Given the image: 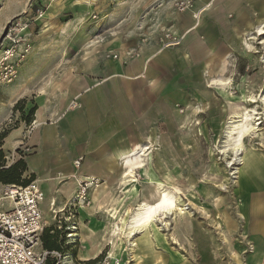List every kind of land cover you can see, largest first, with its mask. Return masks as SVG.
<instances>
[{
	"label": "crops",
	"instance_id": "obj_1",
	"mask_svg": "<svg viewBox=\"0 0 264 264\" xmlns=\"http://www.w3.org/2000/svg\"><path fill=\"white\" fill-rule=\"evenodd\" d=\"M175 1L52 0L45 23L31 38L32 52L15 80L1 88L0 131L16 122L12 109L17 102L31 98L25 111L36 107L31 130L24 132L21 122L5 143L17 153L24 151L23 177L33 175L44 194V229L76 226L74 242L61 244L68 264H85L103 252L112 262L128 261L123 250L111 257L115 239L109 216L114 208L105 209V219L90 206L77 207L79 185L94 179L96 198H87L90 204L101 192L112 194L122 188L124 158L147 148L145 158L147 145H156L163 134L177 141V126L208 119L204 111L209 104L201 102V113L195 112V99L224 82L242 37L257 26L264 28V0H189L192 8L183 12L174 8ZM7 2L11 0H3L1 8ZM24 12L22 8L10 19ZM197 131L201 136L202 130ZM138 171L144 181L137 179L136 196H128L138 197L136 205L148 197V181L154 179L146 165ZM49 189L54 192L50 196ZM235 193L229 233L237 242L231 248L215 257L202 237L194 262L190 253L175 249L167 256L155 234L131 264H264V152L251 149ZM176 222L179 230L175 224L171 237L181 248H190L191 217Z\"/></svg>",
	"mask_w": 264,
	"mask_h": 264
},
{
	"label": "rangeland",
	"instance_id": "obj_2",
	"mask_svg": "<svg viewBox=\"0 0 264 264\" xmlns=\"http://www.w3.org/2000/svg\"><path fill=\"white\" fill-rule=\"evenodd\" d=\"M2 2L3 0H0V27L4 25V28L0 33V42L6 25L11 20L16 19H21L22 22L24 19L29 21L28 34H30V39L33 35H36L37 30L45 23V13L52 0H27V2H24V0H11L9 5L7 2L1 8ZM22 8L25 9L23 14L10 19ZM36 10H41L43 13L39 19L36 18ZM248 35H250V38L247 37ZM222 84L226 85L222 86ZM218 85L212 88L213 93H202L201 97L203 99H195V107L200 105L201 102L209 104V111H204V113H207L208 119L205 118L203 123L200 121V125L197 122H192V124L177 126V141H174V139L171 141L170 134H163L161 141L156 145L153 143L147 145L148 150L144 158V164L155 180L162 183L166 188L176 189V203L182 208H187V216L191 217L192 221V231L186 235L190 248L187 245L181 248L179 245L181 243L171 237V231L177 223L176 221L171 222L167 219L169 226L166 228L155 225L158 239L164 244V253L168 256V253L173 249L183 255L190 253L194 262L198 261L200 257L198 253L200 249L197 246L200 247L199 242L202 237L208 241L209 249L215 257L218 255L217 252H221L225 248H231V245L237 242L233 239V233H229V219L235 213V191L240 182L237 178L238 175L233 174L234 166L229 165L232 152L226 146L231 142L227 134L228 123L231 120H237L234 115L236 111L245 109L251 118L252 125L258 124L254 132L250 130L243 138L242 149L244 153L249 154L251 149L264 152V104L261 98L264 94V28L261 27L260 32H256L255 29L249 31L242 37L239 49L230 58L228 73L224 82L220 81ZM200 90H202V87H200ZM251 97H253V100ZM28 101H31V98ZM199 108L198 106L195 112L201 113ZM12 119L16 122L11 123V126L9 125L12 130L9 131L7 137L21 125L18 113H15ZM248 123L244 121L246 126ZM22 126L24 132H27L28 129L24 123H22ZM198 128L202 130L200 132L201 136L197 131ZM162 132H165V127H163ZM15 136V133L12 134L9 140H13ZM5 139L0 149L3 152V165L8 167L14 163L13 161H16L17 157L14 155L16 151L10 150L11 145L9 142L5 143ZM143 177L139 171L136 172V178L139 181H144ZM93 189L91 187L87 191L86 199L92 198ZM50 193L54 192L49 189V196ZM94 195L96 198V194ZM128 196L122 193L121 187L115 188L112 194L106 195L101 192L98 199H95L91 203L92 205L90 204V207H88L92 211L96 210L99 214H103L105 219L107 217L104 214L105 209L114 208L113 214L114 216L116 214L117 218L111 224L114 226L113 229L116 228L115 232L121 236L120 231H117V227L121 230L123 222L128 220L137 209L138 197L131 200ZM88 201L90 203L89 199ZM179 225L174 229L177 230ZM217 225L220 228L216 229ZM57 231L59 232V238L63 239V228L61 227ZM110 232L111 229L109 228L108 233H106L107 242H111L113 237L115 239V236L110 238ZM115 241V244L118 243L117 238ZM113 245H111L113 254L116 250L119 251L116 253L117 257L122 250L124 252L125 247L119 249L113 247ZM62 256L65 257L64 264H68L67 255L62 253ZM106 256L107 254L103 252L96 258L98 262L95 264L101 263ZM116 261L120 264H128L129 258L127 262L123 261V257L121 260L117 259ZM131 263L132 261L129 264Z\"/></svg>",
	"mask_w": 264,
	"mask_h": 264
},
{
	"label": "built area",
	"instance_id": "obj_3",
	"mask_svg": "<svg viewBox=\"0 0 264 264\" xmlns=\"http://www.w3.org/2000/svg\"><path fill=\"white\" fill-rule=\"evenodd\" d=\"M174 8L183 12L191 9L192 3L189 0H177ZM42 14L41 10H36L37 19ZM23 22L21 19L11 20L3 31L0 42V91L2 86L15 80L19 67L32 51L28 34L30 24L25 19ZM165 38L169 36L165 35ZM31 126L28 127V132ZM23 152L14 154L16 161L23 157ZM80 161L81 159L74 161L73 165L78 167ZM93 184L95 186L93 181H84L79 185L74 199L77 207L89 206L86 195ZM43 201L44 194L35 181L25 186L0 185V264H64L62 252L48 251L42 247L40 238L44 230L41 212ZM76 229L73 224L63 227L65 244L74 242L72 239ZM99 264L120 263L109 261L107 254Z\"/></svg>",
	"mask_w": 264,
	"mask_h": 264
},
{
	"label": "bare ground",
	"instance_id": "obj_4",
	"mask_svg": "<svg viewBox=\"0 0 264 264\" xmlns=\"http://www.w3.org/2000/svg\"><path fill=\"white\" fill-rule=\"evenodd\" d=\"M261 27L262 26H257L255 31L260 32ZM247 37L250 38V35ZM223 85L226 84H222V86ZM261 98L264 104V94ZM251 99L253 100V97H251ZM247 113L248 112L245 109L236 111L234 115L237 120H231L228 123L227 134L228 137H230L231 142H229L226 146H228L227 148H229L232 152V159L229 165L234 166L233 174L238 175L237 178L239 179V182L243 181L242 177L244 175V170L249 164V154L244 153L242 149L243 138L250 130L254 132L258 127V124L252 125L250 122L251 118ZM244 121L245 123L249 122L247 126L244 124ZM146 149L147 148H143L138 151H133L129 157L122 160V164L125 167L121 178L122 193L124 195H136V183L138 180L135 172L137 170H142L145 165L143 163V157ZM92 180L94 179L87 181L90 182ZM148 182L152 185V190L148 193V197L143 198L140 202H138L136 211L131 214L128 220L123 222L121 230L117 227V231H120L124 240L118 233L115 232L116 228L112 230L113 234L111 236H115V239L117 238L118 241V243H114L113 247H117L119 249H123V247H125L124 252L125 254L127 253L129 258L128 264L133 261V259H136V252L139 250V247L148 244L152 235H157L155 225H160V227L166 228L169 226L167 219L168 221L171 220V222H174L177 217L188 215L186 213L187 208H182L176 203L177 191L175 189L172 190L166 188L162 183L156 181L155 178H150V181ZM50 207H52L51 213L54 214L53 203L50 204ZM109 217L113 220L116 218L113 213H111ZM117 251L118 250L115 251V254H113L114 252L111 254L112 258H117ZM115 261L116 260H113V262Z\"/></svg>",
	"mask_w": 264,
	"mask_h": 264
},
{
	"label": "trees",
	"instance_id": "obj_5",
	"mask_svg": "<svg viewBox=\"0 0 264 264\" xmlns=\"http://www.w3.org/2000/svg\"><path fill=\"white\" fill-rule=\"evenodd\" d=\"M27 100H20L17 102L13 109V115L15 113L19 114L20 121L25 124L26 127L31 126L33 122V116L36 110V107L29 108L25 111V108L27 106ZM11 126V125H10ZM12 130V128L9 126L3 128L0 131V148L3 140L7 137L9 131ZM23 158V157H22ZM15 161L8 167H4L3 165V152L0 149V185H21L25 186L29 184L30 182L34 181V176L31 175L29 177H23L25 174V164L22 160ZM41 244L43 249L48 251H58L62 252L63 250L61 248V242L64 244V237L63 239L59 238V232L52 227L46 228L43 230L41 234ZM98 262L97 259L93 261L86 262L85 264H95Z\"/></svg>",
	"mask_w": 264,
	"mask_h": 264
}]
</instances>
